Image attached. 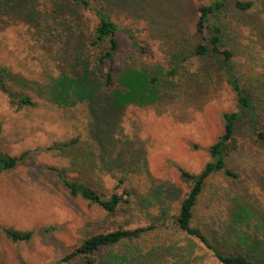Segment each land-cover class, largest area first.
Masks as SVG:
<instances>
[{
    "label": "rangeland",
    "instance_id": "obj_1",
    "mask_svg": "<svg viewBox=\"0 0 264 264\" xmlns=\"http://www.w3.org/2000/svg\"><path fill=\"white\" fill-rule=\"evenodd\" d=\"M0 1L6 10L0 11V66L18 76L21 92L35 103L17 106L0 91V149L12 156L24 154L15 167L0 172V228L33 233L29 241L11 242L0 230L2 264H64L61 258L87 236L149 222L157 225L153 231L104 249L93 264H221L173 223L188 191L179 168L200 171L210 159L207 147L223 132L222 114L236 109L224 78L199 68L201 61L192 54L196 9L210 0H96L105 2L112 20L130 30L141 47H132L120 34L115 72L133 67L164 74L173 90L164 88L150 104L119 105L97 96L91 111L86 102L65 106L40 95V87L64 67L62 40L48 34L42 22L22 17L20 11L11 14L8 0ZM251 1L254 5L246 11L227 5L216 19L241 83L264 88V0ZM29 4L44 21L50 17V0ZM14 5L20 8V0ZM22 8L32 14L29 5ZM77 18L83 33L93 29L92 12H80ZM179 57L183 60L175 76H166L165 69ZM259 126L264 129V105ZM251 134L248 122L240 121L225 157L239 177L212 174L194 219L216 229L218 239L235 245L233 251L264 264V141ZM74 137L77 145L53 148ZM65 179L106 194L128 189L130 202L109 213L72 195ZM241 233L245 244L239 247ZM231 246L227 241L217 245ZM127 248L133 252L129 259L115 260Z\"/></svg>",
    "mask_w": 264,
    "mask_h": 264
},
{
    "label": "trees",
    "instance_id": "obj_2",
    "mask_svg": "<svg viewBox=\"0 0 264 264\" xmlns=\"http://www.w3.org/2000/svg\"><path fill=\"white\" fill-rule=\"evenodd\" d=\"M17 1L19 0H8V7H13L11 14L15 15L20 11L22 17L30 18L31 21L35 19L37 24L42 22L48 34L58 35L62 40L63 51L60 59L65 61L64 67L40 87V95L46 100L65 106L86 102L91 111L93 101L97 96L114 100L113 104L119 105L150 104L159 100L161 90L164 88H168L169 91L173 90V87L168 85V80L163 78L164 74H155L152 71L133 67L115 72L114 65L120 52V34H125L132 47L136 49H141V47L130 30L122 29L112 20L105 2L50 0L52 4V9L48 12L50 17L44 21L29 4L31 0H20V8L14 5ZM26 5L32 9V14L29 13L31 15L27 14L29 10L22 8ZM227 5L233 6L236 10L246 11L253 7L254 2L251 0H210L209 3L197 7L194 22L197 43L193 46L192 54L201 61L199 68L207 69L224 78L234 94L236 109L222 114L223 132L207 147L210 159L200 171L192 173L179 168L180 178L188 184V191L180 201L177 213L173 216V223L177 230L196 238L210 249L221 264H261L246 257L243 253L233 251L235 245L231 246L227 239L224 241H227L231 248H218L217 245L224 241L216 237V229L208 230L195 224L194 219L198 198L212 174L222 172L228 178L239 177L237 172L226 166L225 157L229 152L231 142L234 141V133L240 121L248 122L255 141H264V129L259 126V110L264 105V88L258 82L253 86L241 83L232 70V50L223 45V29L216 19V14L222 12ZM0 11H6L1 6V1ZM83 11L92 12L96 19L93 29L87 33L82 32L79 18H77ZM178 54L175 53L174 57H178ZM182 60L183 58L179 57L174 64L166 68L165 75L175 76ZM16 77L18 76L8 68L0 66V91L6 94L10 103L17 106H34L35 103L30 96L21 92L20 79ZM249 87H252V90H249ZM78 143L79 139L74 137L54 144L53 148L64 150ZM23 155L12 156L0 149V172L15 167ZM63 183L72 195H80L109 213L115 212L130 202L131 193L128 189L121 193L115 189L106 194L80 180L65 179ZM156 226L153 222L134 226L120 225L111 230L94 233L84 238L78 246L65 254L61 261L64 264H93L99 252L115 247L124 241L132 242L153 231ZM0 230L11 242L29 241L33 235L31 230H17L10 227L0 228ZM254 238L255 243L259 241L256 233ZM238 239L237 243L234 241L236 245L241 247L245 244L242 233L239 234ZM123 253L125 254L119 255L115 260L129 259V255L133 254L128 248ZM0 264H2L1 257Z\"/></svg>",
    "mask_w": 264,
    "mask_h": 264
}]
</instances>
